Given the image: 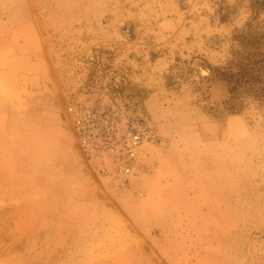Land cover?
I'll use <instances>...</instances> for the list:
<instances>
[{
    "label": "rangeland",
    "instance_id": "374dc122",
    "mask_svg": "<svg viewBox=\"0 0 264 264\" xmlns=\"http://www.w3.org/2000/svg\"><path fill=\"white\" fill-rule=\"evenodd\" d=\"M254 60V0H0V264H264V98L224 79ZM80 107L143 131L126 182Z\"/></svg>",
    "mask_w": 264,
    "mask_h": 264
},
{
    "label": "built area",
    "instance_id": "2783aa9c",
    "mask_svg": "<svg viewBox=\"0 0 264 264\" xmlns=\"http://www.w3.org/2000/svg\"><path fill=\"white\" fill-rule=\"evenodd\" d=\"M75 135L83 152L104 163L109 158L112 173L125 182L139 171L140 152L146 138L137 125L117 108L80 107L71 110Z\"/></svg>",
    "mask_w": 264,
    "mask_h": 264
},
{
    "label": "trees",
    "instance_id": "16d2710c",
    "mask_svg": "<svg viewBox=\"0 0 264 264\" xmlns=\"http://www.w3.org/2000/svg\"><path fill=\"white\" fill-rule=\"evenodd\" d=\"M255 6L259 9H264V0H254ZM253 60L252 58H245V60ZM259 73V74H258ZM264 73V61L244 63V61L238 62L235 66L231 67L230 75H225L224 79L228 81L230 85V94L232 100L239 95L240 90H244L255 97L264 98V88H262L263 82H261L260 76ZM255 74H258L257 76ZM259 78V79H258Z\"/></svg>",
    "mask_w": 264,
    "mask_h": 264
},
{
    "label": "crops",
    "instance_id": "0c3cea01",
    "mask_svg": "<svg viewBox=\"0 0 264 264\" xmlns=\"http://www.w3.org/2000/svg\"><path fill=\"white\" fill-rule=\"evenodd\" d=\"M67 154H68L67 151H66V154H65V152L63 154V157H64L63 161H64V166H65L64 168L65 169L70 168V172H68V176H70V178L72 180L74 177H76L79 174V171L74 167L71 168V166L74 165L73 164L74 162L71 159L72 158L71 155H69V154L67 155ZM32 222H33V220H32Z\"/></svg>",
    "mask_w": 264,
    "mask_h": 264
},
{
    "label": "bare ground",
    "instance_id": "6f19581e",
    "mask_svg": "<svg viewBox=\"0 0 264 264\" xmlns=\"http://www.w3.org/2000/svg\"><path fill=\"white\" fill-rule=\"evenodd\" d=\"M197 68H199V71H200L201 75L204 76L205 78H207V79L213 78L214 79V75L209 70V68H207L206 66H203V65L198 64V67ZM205 83H206V81H205Z\"/></svg>",
    "mask_w": 264,
    "mask_h": 264
}]
</instances>
